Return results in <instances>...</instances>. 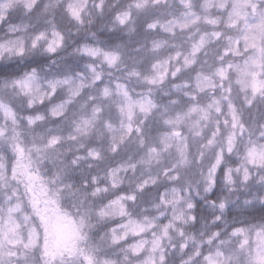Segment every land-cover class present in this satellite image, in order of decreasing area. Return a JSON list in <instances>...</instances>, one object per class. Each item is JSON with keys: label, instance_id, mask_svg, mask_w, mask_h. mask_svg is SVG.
<instances>
[{"label": "snow or ice", "instance_id": "6c2138e0", "mask_svg": "<svg viewBox=\"0 0 264 264\" xmlns=\"http://www.w3.org/2000/svg\"><path fill=\"white\" fill-rule=\"evenodd\" d=\"M0 26V264H264V0H0Z\"/></svg>", "mask_w": 264, "mask_h": 264}, {"label": "clouds", "instance_id": "9594fccd", "mask_svg": "<svg viewBox=\"0 0 264 264\" xmlns=\"http://www.w3.org/2000/svg\"><path fill=\"white\" fill-rule=\"evenodd\" d=\"M4 31L2 26H0V39L4 38ZM73 35H76V33L74 32ZM74 51V49L72 50ZM40 55H44L43 52L40 53ZM14 60H3L0 61V66H4L6 67L9 63H14ZM233 200H235V197H233ZM208 215L204 218L201 219L200 222V228L201 230H206L207 228H212L214 223H215V218L217 216H221V217H226L228 215V212L230 210H236V209H229V207H225V208H220L219 205L216 206H205ZM186 228H188L189 230H191V225H186Z\"/></svg>", "mask_w": 264, "mask_h": 264}]
</instances>
